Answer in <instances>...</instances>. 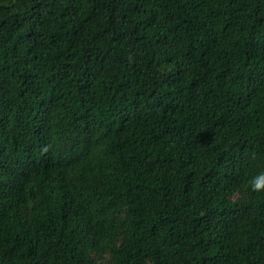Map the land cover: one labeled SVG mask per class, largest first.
<instances>
[{
    "label": "trees",
    "instance_id": "obj_1",
    "mask_svg": "<svg viewBox=\"0 0 264 264\" xmlns=\"http://www.w3.org/2000/svg\"><path fill=\"white\" fill-rule=\"evenodd\" d=\"M0 171V264H264V0H0Z\"/></svg>",
    "mask_w": 264,
    "mask_h": 264
},
{
    "label": "snow or ice",
    "instance_id": "obj_2",
    "mask_svg": "<svg viewBox=\"0 0 264 264\" xmlns=\"http://www.w3.org/2000/svg\"><path fill=\"white\" fill-rule=\"evenodd\" d=\"M255 50L253 49V51L250 53V55H255ZM86 136L84 138V141L83 143L84 144H90L91 140L95 137L96 135V130L93 129V128H88L86 129ZM43 146V149L44 151H50L51 150V146L50 145H47V144H44L42 145ZM57 151L59 152L60 155H64L65 153L59 148L57 147ZM87 155V150H85L84 152L80 153L76 159L77 160H82L84 159V157ZM72 159H69L67 162H66V165L65 166H69L71 163H72ZM3 175V171H0V176ZM214 222V221H212ZM205 264H224L223 262V258L217 254V253H211V254H206V259H205Z\"/></svg>",
    "mask_w": 264,
    "mask_h": 264
},
{
    "label": "clouds",
    "instance_id": "obj_3",
    "mask_svg": "<svg viewBox=\"0 0 264 264\" xmlns=\"http://www.w3.org/2000/svg\"><path fill=\"white\" fill-rule=\"evenodd\" d=\"M56 147H59L66 154H71L73 151H77L81 147H83V144H81L80 142H73L72 140H68L58 143ZM261 175L264 176V173H262ZM250 191L253 193L264 192V180L256 179L250 182Z\"/></svg>",
    "mask_w": 264,
    "mask_h": 264
}]
</instances>
